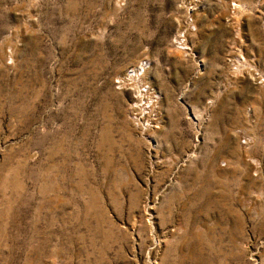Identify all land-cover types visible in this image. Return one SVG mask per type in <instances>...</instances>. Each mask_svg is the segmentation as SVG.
I'll use <instances>...</instances> for the list:
<instances>
[{
    "label": "rangeland",
    "instance_id": "obj_1",
    "mask_svg": "<svg viewBox=\"0 0 264 264\" xmlns=\"http://www.w3.org/2000/svg\"><path fill=\"white\" fill-rule=\"evenodd\" d=\"M0 264H264V0H0Z\"/></svg>",
    "mask_w": 264,
    "mask_h": 264
},
{
    "label": "built area",
    "instance_id": "obj_2",
    "mask_svg": "<svg viewBox=\"0 0 264 264\" xmlns=\"http://www.w3.org/2000/svg\"><path fill=\"white\" fill-rule=\"evenodd\" d=\"M147 64H148V61L147 60H142L141 62H139V65L136 67V68H133L136 70V74L134 73H128V75H135L137 76L138 74H140L146 67H147ZM132 70V69H131ZM146 88H142L141 91H145ZM136 113H133V118L135 119L136 118ZM141 124V122H139Z\"/></svg>",
    "mask_w": 264,
    "mask_h": 264
},
{
    "label": "bare ground",
    "instance_id": "obj_3",
    "mask_svg": "<svg viewBox=\"0 0 264 264\" xmlns=\"http://www.w3.org/2000/svg\"><path fill=\"white\" fill-rule=\"evenodd\" d=\"M131 73H136V70L135 69H132ZM140 90V89H139Z\"/></svg>",
    "mask_w": 264,
    "mask_h": 264
}]
</instances>
